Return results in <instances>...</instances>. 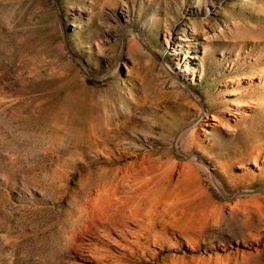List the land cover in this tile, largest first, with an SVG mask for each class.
<instances>
[{
    "label": "rangeland",
    "instance_id": "374dc122",
    "mask_svg": "<svg viewBox=\"0 0 264 264\" xmlns=\"http://www.w3.org/2000/svg\"><path fill=\"white\" fill-rule=\"evenodd\" d=\"M0 264H264V0H0Z\"/></svg>",
    "mask_w": 264,
    "mask_h": 264
},
{
    "label": "water",
    "instance_id": "95a60500",
    "mask_svg": "<svg viewBox=\"0 0 264 264\" xmlns=\"http://www.w3.org/2000/svg\"><path fill=\"white\" fill-rule=\"evenodd\" d=\"M190 125H191V123L186 124V125L183 126L179 131H177V132H176V135H175V137H174V139H176V137H177L182 131H184L186 128H188ZM257 191H259V190H256V191H254V192H257Z\"/></svg>",
    "mask_w": 264,
    "mask_h": 264
},
{
    "label": "bare ground",
    "instance_id": "6f19581e",
    "mask_svg": "<svg viewBox=\"0 0 264 264\" xmlns=\"http://www.w3.org/2000/svg\"><path fill=\"white\" fill-rule=\"evenodd\" d=\"M118 209V208H117ZM116 220V219H115Z\"/></svg>",
    "mask_w": 264,
    "mask_h": 264
}]
</instances>
